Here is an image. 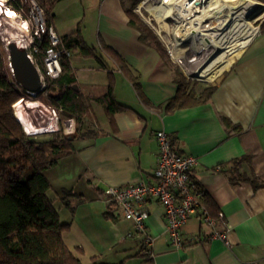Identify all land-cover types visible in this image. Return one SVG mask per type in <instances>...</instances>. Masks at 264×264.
Listing matches in <instances>:
<instances>
[{"label": "crops", "instance_id": "obj_1", "mask_svg": "<svg viewBox=\"0 0 264 264\" xmlns=\"http://www.w3.org/2000/svg\"><path fill=\"white\" fill-rule=\"evenodd\" d=\"M49 1L45 5L57 35L78 33L91 52L68 49L74 89L87 100L91 137L74 140V150L45 172L52 189L46 173L69 158V190L61 187L70 194L66 246L81 264H264V187L236 183L239 175L264 182V24L254 39L226 52L229 68L215 78L223 75L206 98L204 89L192 90V97L179 102L178 73L129 25L125 0ZM108 90L125 110L108 114L95 101ZM161 130L179 154L197 160L192 181L223 213L229 248L205 239L209 231L197 212L183 229L182 248L171 249L164 210L150 200L145 206V230L153 238L149 263L140 239L126 237L132 223L118 219L105 202L107 187L152 182L153 135ZM53 193L52 198L62 195Z\"/></svg>", "mask_w": 264, "mask_h": 264}, {"label": "trees", "instance_id": "obj_2", "mask_svg": "<svg viewBox=\"0 0 264 264\" xmlns=\"http://www.w3.org/2000/svg\"><path fill=\"white\" fill-rule=\"evenodd\" d=\"M140 1L130 0L129 8L125 10L129 25L139 32L141 41L151 45L158 52L161 62L167 63L166 53L153 32L133 13L134 7ZM37 2L44 9L47 21L51 22L50 6L45 5V0ZM11 4L16 10L20 7V0H13ZM263 24L264 22L260 24V29ZM61 39L67 49L80 48L81 53L91 54L82 44L78 33L66 35ZM60 67L61 75L48 87V90L56 91L57 95L50 97L63 114L80 122L88 110L87 100L82 99L74 89L76 83L69 60L61 59ZM178 75L181 76L180 73ZM178 83L177 100L180 102L186 99L184 96L192 97V89L189 90L185 86V80L180 78ZM212 89H204L201 96L206 98ZM19 99L20 93L8 80L7 69L0 54V264H81L78 256L63 240V234L69 230V223L61 222L59 212L55 208L56 199L59 198L60 205L71 210L69 191L51 198V185L45 176L46 171L55 167L59 160L74 150L72 142L77 137L55 133L46 141H37L25 135L12 113V106ZM95 101L102 104L108 114L126 109L115 101L110 90ZM174 102L177 101H173L172 104L175 105ZM91 134L92 132L87 131L77 139L90 138ZM244 160L245 157L241 159ZM238 177L236 183L249 182L254 189L264 187V182L252 175ZM231 182L235 184L234 179H231ZM192 184L202 194L201 204L214 217L218 211L193 181ZM144 256L150 263L151 259L147 255ZM92 264L101 263L93 261Z\"/></svg>", "mask_w": 264, "mask_h": 264}, {"label": "built area", "instance_id": "obj_3", "mask_svg": "<svg viewBox=\"0 0 264 264\" xmlns=\"http://www.w3.org/2000/svg\"><path fill=\"white\" fill-rule=\"evenodd\" d=\"M11 1L13 0H0V15L5 18L10 12L15 16L16 13H25L22 25L26 26L28 38L23 40V44H15L25 52L38 73L41 88L37 93L46 94L51 82L61 75V59L69 60L70 52L51 22L47 21L44 9L37 0H20V7L16 10H13ZM136 12L140 14L138 9ZM55 112V109H51V116L56 118ZM57 112H60L59 108ZM22 129L29 135L27 127L22 125ZM74 131L72 120H69V129L65 134L71 135ZM153 138L157 146V163L152 173V182H138L122 188L110 186L102 193L118 219L132 223V232L127 233L126 237L140 239L142 253L153 258V238L145 230L148 217L145 206L148 201L155 200L164 210L171 249H181L184 244L183 229L197 212L201 224L209 231L205 239L219 240L229 248V228L223 213L218 211L214 217L211 216L201 204V192L192 184L191 171L197 160L192 156L179 154L164 131L155 132Z\"/></svg>", "mask_w": 264, "mask_h": 264}, {"label": "bare ground", "instance_id": "obj_4", "mask_svg": "<svg viewBox=\"0 0 264 264\" xmlns=\"http://www.w3.org/2000/svg\"><path fill=\"white\" fill-rule=\"evenodd\" d=\"M165 1L156 0L154 7L146 12L156 19L157 28L164 32L167 30L164 20L175 17L176 26L172 30L174 42L169 44V54L189 76L202 82H213L229 68L225 53L256 34L258 28H252L246 20L263 7L255 0H177L171 6H167L170 1ZM139 8L144 7L140 5ZM5 19L12 23L9 28L0 26L4 46L7 42L23 44L26 26L20 25L15 15L8 13ZM228 26L229 33H225ZM235 32L236 37L229 39ZM189 55L191 58H188ZM29 95L35 96L34 93ZM21 103H15L14 108ZM17 119L20 125H24L20 115ZM47 126L48 123H39L38 128H30L29 132L36 131L37 134V130Z\"/></svg>", "mask_w": 264, "mask_h": 264}, {"label": "rangeland", "instance_id": "obj_5", "mask_svg": "<svg viewBox=\"0 0 264 264\" xmlns=\"http://www.w3.org/2000/svg\"><path fill=\"white\" fill-rule=\"evenodd\" d=\"M146 1H148V0H141L134 7L133 13L136 15L137 18H139L142 22H144V24L153 32V34L155 35L156 39L160 43L161 48L165 51L166 56L168 58L167 60H168L169 64L172 66L173 70H175L177 73H180L181 76L179 77V79L183 78L185 80V86L189 90L192 89V90H195V91H200V90L206 89V88L211 87L212 85H214L223 75L221 77H219L216 81H213V82H202L196 77L189 76L186 73V71L183 68V66L172 59V57L169 54V50L168 49H169V44H172L174 42V36L172 34V30L176 26V19L173 16L165 19L164 20V24L167 26V30L165 32L161 31L160 29L157 28L156 19L153 18L151 15H149L148 12H146L147 9H151V8L154 7V5L156 4V0H149L148 2H146ZM166 1H170L167 4V6H171L172 5L171 3L175 2L177 0H166ZM255 1L260 3V4H262L263 7L260 8L256 13L251 15L246 20V22L252 28H256V30L258 28V30H257V32H256V34L254 36H252L251 38L246 39L243 44H241L239 46H235L234 48L241 47L244 44H247L248 41L254 39L256 37V35L258 34V32L260 31V23L264 20V2H262L260 0H255ZM125 4H126L127 7H129L130 0H125ZM140 5H143L144 8H139ZM137 7H138V10H139L140 14L136 12ZM24 14L25 13H23L21 15H18V14L16 15L17 16V21H19L20 25H22V21H24L25 18H26ZM0 22H1L0 26L6 27V28H9L10 27L9 24L12 23L9 20H7L4 17H2L1 15H0ZM147 22H149V24H147ZM229 27L230 26H228L224 30L225 33H229V30H230ZM235 34H236V32L234 33V35L232 34L229 37V39L232 38V37L233 38L236 37ZM23 37H24L23 40L28 38L26 33H24ZM4 49H5V46H4L2 38L0 36V54L3 57V61H4V64H5V67L7 69V78L13 84L15 89L20 93L19 101H22V103L20 104L19 107H15L14 108V105L12 106L13 116H14L15 120L17 121V115H20L23 118V122H24L23 126L27 127L28 133L29 134L35 133V134L27 135V136L33 137L37 141H46V140L52 138V135H54L55 133L56 134L60 133V134H62L64 136H74L75 138L76 137L78 138L79 136L83 135L87 131L89 133L92 132L91 130H92V127H93V123L91 122V120L86 118V115L83 116V118L80 120V122H77L76 119L66 116L61 111L57 112L58 108L55 105L56 103L51 98V97H54V96L57 95L56 91H51V90L47 89L46 94L36 93L35 96H31V95L25 93L24 90L17 83H15V81H14L12 75H11L10 69L8 67V62L9 61H8V58H7V55H6V52H5ZM237 57L233 59L232 63L237 59ZM188 58H191V55H189ZM231 66H232V64H231ZM31 107H35V108H31ZM51 109H55L56 110V112H55L56 113V118L54 116H51L52 115L51 114ZM49 118H51V119H49ZM69 120H72V123L74 125V130H75L74 133L71 134V135L65 134L66 131L69 129ZM39 123H48V126L43 128L42 130H39V131L37 130V134H36V131L35 132L34 131L33 132H29L30 128L31 129L34 128V127L38 128V124ZM20 126L22 128V125H20ZM24 134H25V132H24ZM68 163H69V158L64 160L63 162H61V165L58 168L54 169L53 172H50L51 175L49 174V172L46 173V175H48V177L51 178V182H52L51 191H53V192L54 191H58L60 193H63V192H65L64 189H61V187H63V186H66V187L68 186L67 189H65V190H69V184L65 182L66 181L65 177H69V175L66 174V172H67V170L69 168ZM63 167H64V172L65 173H62ZM56 175H58V176H56ZM56 178H58V179H56ZM52 193L51 192L49 193V196L51 198H52ZM59 205H60V203H59ZM55 208L58 210V206L57 205H55ZM58 212H60V220H61V222L62 223H69V215H70L69 214V210H67V209L62 207V210L60 211V209H59ZM66 235H67V238L69 240V231H68V233Z\"/></svg>", "mask_w": 264, "mask_h": 264}, {"label": "water", "instance_id": "obj_6", "mask_svg": "<svg viewBox=\"0 0 264 264\" xmlns=\"http://www.w3.org/2000/svg\"><path fill=\"white\" fill-rule=\"evenodd\" d=\"M8 58V67L15 81L27 94L40 91L41 83L34 66L29 62L25 52L19 49L15 43H8L5 47Z\"/></svg>", "mask_w": 264, "mask_h": 264}, {"label": "snow or ice", "instance_id": "obj_7", "mask_svg": "<svg viewBox=\"0 0 264 264\" xmlns=\"http://www.w3.org/2000/svg\"><path fill=\"white\" fill-rule=\"evenodd\" d=\"M9 15H13L12 13H9Z\"/></svg>", "mask_w": 264, "mask_h": 264}, {"label": "flooded vegetation", "instance_id": "obj_8", "mask_svg": "<svg viewBox=\"0 0 264 264\" xmlns=\"http://www.w3.org/2000/svg\"><path fill=\"white\" fill-rule=\"evenodd\" d=\"M261 23H262V22H261ZM261 23H260V24H261Z\"/></svg>", "mask_w": 264, "mask_h": 264}, {"label": "clouds", "instance_id": "obj_9", "mask_svg": "<svg viewBox=\"0 0 264 264\" xmlns=\"http://www.w3.org/2000/svg\"><path fill=\"white\" fill-rule=\"evenodd\" d=\"M18 120V119H17Z\"/></svg>", "mask_w": 264, "mask_h": 264}]
</instances>
